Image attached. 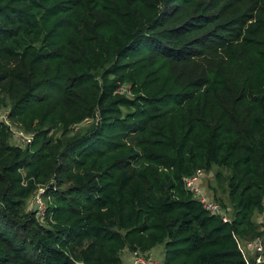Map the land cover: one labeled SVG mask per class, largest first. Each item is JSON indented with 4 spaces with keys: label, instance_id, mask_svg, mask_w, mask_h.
I'll return each mask as SVG.
<instances>
[{
    "label": "trees",
    "instance_id": "16d2710c",
    "mask_svg": "<svg viewBox=\"0 0 264 264\" xmlns=\"http://www.w3.org/2000/svg\"><path fill=\"white\" fill-rule=\"evenodd\" d=\"M222 1L0 0V264H122L157 245L162 264H247L235 237L263 235L264 0L228 19ZM19 129L27 145L10 144ZM216 166L229 223L182 183ZM39 188L44 222L24 209Z\"/></svg>",
    "mask_w": 264,
    "mask_h": 264
},
{
    "label": "rangeland",
    "instance_id": "374dc122",
    "mask_svg": "<svg viewBox=\"0 0 264 264\" xmlns=\"http://www.w3.org/2000/svg\"><path fill=\"white\" fill-rule=\"evenodd\" d=\"M248 1L249 0H223L220 3V7H223L224 17L226 19L230 18L236 12L238 7H244L245 4L248 3ZM248 4H250V3H248ZM247 15H248V18L249 17H256V14L252 13L251 11H249L247 13ZM203 67L207 68V64H203ZM0 116H1L0 117L1 119L5 118V115L3 113H1ZM91 123H92V120H91V122H89L87 124H83L78 130H74L73 133H78L79 131H81L80 133H82L83 136L89 135L91 133L90 132L91 129H89L88 127L91 125ZM14 130H16V129H14ZM17 131L23 132V130H21V129H19ZM73 133L69 132L67 134L68 137L72 138V137L76 136ZM67 135H66V137H67ZM59 136H60L59 133L53 135L54 139L58 138ZM79 136H82V135H79ZM21 140H22V138H21ZM9 142L11 145H17V143H19L18 139L13 137V136L10 137ZM218 172L220 173L219 174L220 181H217L215 178V174ZM192 176L196 177L195 184L197 185V189L200 192V196H202L204 198L207 197L209 200H212L214 203L216 201H218V202L222 203L223 205H225L226 209L222 208L219 205V203L216 202V204L220 207L221 211H223V209L226 211V213H227L226 218L231 221V219L233 218V215H234V210H233L232 205H231V203L227 197V191H228L227 190V182L231 176V172L228 169L219 168L217 166L212 167V169L208 173L203 171V170H196L192 175L185 176L182 178V183H183L184 189L188 192H190L189 190H191V189L187 186V181ZM38 191H39V189H37L36 193ZM36 193L27 199L24 209H25V212L36 211L38 220L40 222H44L45 218L43 219L44 216L41 215V214H43L42 208H40L41 211L38 212V208H37L35 203H40V204H38L39 206H41L43 204V207H44L45 206V200L42 197L40 198V195L35 198ZM190 193L192 194V196L194 198L193 193L192 192H190ZM34 198H35V201H34ZM45 199H47V198H45ZM46 203H47V201H46ZM262 214H263V212H262ZM263 223H264V221L261 224L260 230H262ZM235 240H236V242L240 248L241 253L245 257L247 264H250L249 258H253L255 261V264H261L263 262V260H264V248H263L262 252H257L253 246H249V244L253 243L254 241H245L243 239L236 238V237H235ZM163 251H164L163 246L157 245V246L151 248V250L145 254H141L140 252H137V253H139L138 255H140L146 259H149V260L157 262V263L159 262V264H162L163 258H164L163 257ZM258 254H263L262 255V261L259 263L257 260V258L259 257ZM130 255L131 256H130L129 261L125 262V264H134L133 263L134 252L130 253Z\"/></svg>",
    "mask_w": 264,
    "mask_h": 264
},
{
    "label": "built area",
    "instance_id": "2783aa9c",
    "mask_svg": "<svg viewBox=\"0 0 264 264\" xmlns=\"http://www.w3.org/2000/svg\"><path fill=\"white\" fill-rule=\"evenodd\" d=\"M117 92L120 94H123L125 92L128 93V91L126 89H124L123 87L119 88ZM3 114L5 115V118L4 119L0 118V123L2 122L6 126L10 127L11 124H10V122L6 116L7 113H3ZM91 120L92 119H85L84 121H82V123L73 126V129L78 130L83 124H87V123L91 122ZM92 122H93V120H92ZM14 135L19 140V142L22 143L23 145H27L28 143H30L32 141V137H33L32 135H24V133L21 131H14ZM21 138H22V140H21ZM194 176L190 177L187 181V186L191 189L189 191L193 193L194 199H196L203 206V208L206 211H208L210 214L220 216L221 220L224 223L231 222L230 220H228L226 218V216H227L226 211L224 209H223V211H221L220 207L216 204V202L214 203L212 200H209L207 197H206L207 198L206 199V198L200 196V192L197 189V185L195 184L196 177H194ZM39 191L36 193L35 198L38 197L39 195H40V198L42 197V195L44 193V189L39 188ZM35 198H34V201H35ZM35 204L38 208V212L41 211L40 208H42L43 214H41V215L43 216L44 215L43 204L41 206L38 205L40 203H35ZM261 206H262V210H263V214H264V198L261 201ZM262 231H263V235L261 237H258L255 240H253L254 241L253 243L249 244V246H253L257 252H262L263 248H264V223H263ZM138 254L139 253L134 252V261H133L134 264H159V262L157 263V262L151 261L149 259H146V258L138 255ZM258 255H259V257L257 258V260L259 263L262 261V255L263 254H258Z\"/></svg>",
    "mask_w": 264,
    "mask_h": 264
},
{
    "label": "crops",
    "instance_id": "0c3cea01",
    "mask_svg": "<svg viewBox=\"0 0 264 264\" xmlns=\"http://www.w3.org/2000/svg\"><path fill=\"white\" fill-rule=\"evenodd\" d=\"M253 221L255 223H257L260 227H261V224L262 222L264 221V214H255L254 217H253ZM130 252L127 251V249L123 250L121 252V261H122V264H125V262H128L129 259H130Z\"/></svg>",
    "mask_w": 264,
    "mask_h": 264
}]
</instances>
